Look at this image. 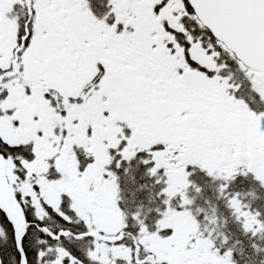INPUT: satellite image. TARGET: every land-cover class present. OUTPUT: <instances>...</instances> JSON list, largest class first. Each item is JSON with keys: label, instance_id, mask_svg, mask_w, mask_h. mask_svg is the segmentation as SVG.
<instances>
[{"label": "snow or ice", "instance_id": "6c2138e0", "mask_svg": "<svg viewBox=\"0 0 264 264\" xmlns=\"http://www.w3.org/2000/svg\"><path fill=\"white\" fill-rule=\"evenodd\" d=\"M0 264H264V0H0Z\"/></svg>", "mask_w": 264, "mask_h": 264}]
</instances>
